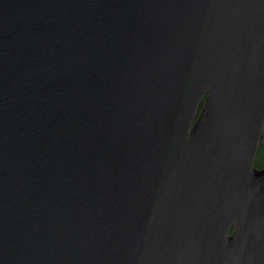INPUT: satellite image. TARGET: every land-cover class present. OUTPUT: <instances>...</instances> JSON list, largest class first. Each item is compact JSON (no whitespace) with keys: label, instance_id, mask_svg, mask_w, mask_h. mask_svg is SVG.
Listing matches in <instances>:
<instances>
[{"label":"water","instance_id":"obj_1","mask_svg":"<svg viewBox=\"0 0 264 264\" xmlns=\"http://www.w3.org/2000/svg\"><path fill=\"white\" fill-rule=\"evenodd\" d=\"M263 130L264 0H0V264H264Z\"/></svg>","mask_w":264,"mask_h":264},{"label":"trees","instance_id":"obj_2","mask_svg":"<svg viewBox=\"0 0 264 264\" xmlns=\"http://www.w3.org/2000/svg\"><path fill=\"white\" fill-rule=\"evenodd\" d=\"M255 166L258 169L264 168V130H263V134L261 137V141H260V145H259V149L257 153Z\"/></svg>","mask_w":264,"mask_h":264},{"label":"bare ground","instance_id":"obj_3","mask_svg":"<svg viewBox=\"0 0 264 264\" xmlns=\"http://www.w3.org/2000/svg\"><path fill=\"white\" fill-rule=\"evenodd\" d=\"M157 153L159 154V158L161 159V153H163V149L162 150H158ZM257 158V157H256ZM256 162V161H255ZM256 167V166H255Z\"/></svg>","mask_w":264,"mask_h":264}]
</instances>
